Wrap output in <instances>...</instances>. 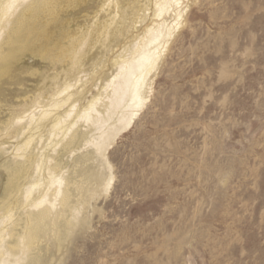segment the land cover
I'll return each instance as SVG.
<instances>
[{
    "label": "rangeland",
    "instance_id": "rangeland-1",
    "mask_svg": "<svg viewBox=\"0 0 264 264\" xmlns=\"http://www.w3.org/2000/svg\"><path fill=\"white\" fill-rule=\"evenodd\" d=\"M58 1L41 15L36 50L0 78V123L49 93L69 40L107 18L104 0ZM174 36L149 102L106 152L110 169L86 151L70 159L82 213L72 226L62 221L57 238L44 233L43 264H264V0H190ZM101 57L110 78L114 56ZM11 140L0 153V200Z\"/></svg>",
    "mask_w": 264,
    "mask_h": 264
},
{
    "label": "bare ground",
    "instance_id": "bare-ground-1",
    "mask_svg": "<svg viewBox=\"0 0 264 264\" xmlns=\"http://www.w3.org/2000/svg\"><path fill=\"white\" fill-rule=\"evenodd\" d=\"M58 2L0 0V78L26 52L36 50L38 40L34 34L41 15L53 14ZM189 2L104 0L101 9L107 12V18L96 20L80 38L68 39V52L57 57L63 70L53 76L54 88L49 87V93H44L45 89L37 91L32 99L29 96V102L26 99L17 108L11 107L10 117L0 123V153H8L7 143L16 140L12 154L1 164L8 180L0 200V264H43L44 233L57 238L62 221L70 226L77 222L82 209L74 205L73 198L76 192H82V183L71 180L70 159L75 163V156L86 151L85 157H100L110 169L106 152L149 102L153 77L183 22ZM147 20L151 22L142 36L116 50L139 23ZM95 50L101 56H114L111 67L116 68V73L110 78L106 61L98 55L92 57ZM84 72L88 73L83 75ZM44 132L49 138L45 145ZM46 169L47 183L42 174ZM95 180L99 186L100 178ZM111 181L109 178L101 184L107 189ZM88 188L84 191L90 193Z\"/></svg>",
    "mask_w": 264,
    "mask_h": 264
}]
</instances>
